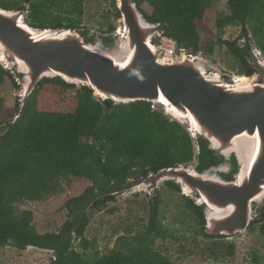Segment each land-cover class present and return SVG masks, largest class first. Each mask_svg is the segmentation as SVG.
<instances>
[{"label":"trees","instance_id":"obj_1","mask_svg":"<svg viewBox=\"0 0 264 264\" xmlns=\"http://www.w3.org/2000/svg\"><path fill=\"white\" fill-rule=\"evenodd\" d=\"M133 1L149 22L159 26L161 36L174 40L179 48L191 49L193 54H213L216 45L227 46L237 60L240 76L250 77L256 72L251 62L249 32L264 54V0H229L231 14L216 20L217 39L206 43L198 22L220 0ZM85 3L86 0H0V7L22 11L26 23L33 28L76 29L87 42H96V36L83 25ZM145 4L151 13L143 9ZM112 6L111 15L120 20L117 0L112 1ZM106 18L100 37L102 44L109 47L115 42L113 34L117 27L109 15ZM228 26L242 27L241 38L246 40L243 47L238 46L239 39H223ZM7 79L16 89L20 88L21 74L0 65V87ZM21 103L17 98V118L7 121V129L0 135V247L51 250L54 258L50 264H177L149 244L168 235L159 222L162 195L157 189L149 194L151 220L141 246L129 247L127 251L115 247L102 254L97 240H89L86 231L93 212L117 202L151 173L180 165L194 164L200 172L217 166L224 159L216 156L208 142L200 137L195 139L183 124L154 109L150 102L103 100L95 97L91 88H78L60 77L42 79ZM4 107L5 100L0 96V111ZM229 162L230 172L222 174L227 180L238 171L235 158ZM70 177L85 180L89 185L83 193L66 201L68 218L60 231L39 232L34 212L20 210L17 204L48 200L63 191L61 181ZM166 185L181 192L173 181ZM184 198L206 237L226 238L208 235L205 206ZM256 212L249 230H258L264 237V202ZM90 249L92 258L85 254ZM234 253L235 246L231 244L228 255ZM214 258L220 257L215 254Z\"/></svg>","mask_w":264,"mask_h":264},{"label":"water","instance_id":"obj_2","mask_svg":"<svg viewBox=\"0 0 264 264\" xmlns=\"http://www.w3.org/2000/svg\"><path fill=\"white\" fill-rule=\"evenodd\" d=\"M117 7L124 43L112 49L87 42L76 29L33 28L22 11L0 7V65L21 74L19 101L23 105L42 79L60 77L78 88H91L103 100L145 101L154 109H169L224 161L201 172L192 165L164 168L142 178L130 192H151L173 181L186 197L205 206L208 235L248 231L255 219L254 204L264 202L261 53L251 51L256 72L249 82L237 77L228 82L209 72L196 56H163L153 43L159 26L149 22L133 0H117ZM232 157L238 171L227 180L222 174L230 171Z\"/></svg>","mask_w":264,"mask_h":264},{"label":"rangeland","instance_id":"obj_3","mask_svg":"<svg viewBox=\"0 0 264 264\" xmlns=\"http://www.w3.org/2000/svg\"><path fill=\"white\" fill-rule=\"evenodd\" d=\"M112 1L86 0L83 17L84 27L89 30L90 34L96 36V42L108 49L119 47L124 43L121 20H116L111 15ZM228 1H216L208 9L205 19L198 22L203 43L217 39L215 22L219 17L231 14ZM143 9L148 13L152 11L147 4L143 5ZM107 15L117 27L113 34L115 42L109 47L102 44L100 37L103 34L100 27L107 22ZM158 31L161 34L159 27ZM241 34L242 27L228 26L223 39L230 41L239 39L238 46L243 47L246 40L241 38ZM249 38L252 52L255 53L258 50L261 53L260 60L264 61V54L257 46L252 32H249ZM161 39L164 40L162 37L159 38ZM164 42L165 47L172 46V43L166 39ZM196 55L204 61L209 72L219 73L228 82L240 76L236 69L237 60L227 46L216 45L213 54L201 51ZM251 62L255 64L253 60ZM20 88L16 89L8 79L0 87V96L5 100V107L0 111L2 120L0 135L7 129L6 122L17 118L15 105L17 98H20ZM164 112L172 119H176L167 111L164 110ZM191 165L195 167L194 164ZM88 185L89 183L85 180L70 177L61 181L60 186L63 189L61 193L53 195L44 202L17 204V207L20 210L29 209L34 212V224L39 232H58L68 218V211L65 208L66 201L83 193ZM157 190L162 195L159 222L162 229L167 230L168 235L165 239L160 238L149 243L151 247L177 264H264V237L259 234L258 230H248L237 235L226 236L223 239L208 238L204 235L202 226L193 217L182 191L172 190L166 183L161 184ZM149 194L150 191L129 192L119 197L117 202L110 203L102 211L92 213L86 236L91 241L97 240L98 249L102 254L109 253L115 247L127 251L129 247L141 246V239L147 236V228L151 220ZM260 204H254V216ZM121 238L125 239L121 240ZM231 244L235 246V253L232 256L228 255ZM77 249L84 252L79 245ZM85 254L88 258L93 257L91 249ZM215 254H218L220 258H214ZM53 258L54 252L51 250L29 247L22 251L11 246L0 247V264H50Z\"/></svg>","mask_w":264,"mask_h":264},{"label":"built area","instance_id":"obj_4","mask_svg":"<svg viewBox=\"0 0 264 264\" xmlns=\"http://www.w3.org/2000/svg\"><path fill=\"white\" fill-rule=\"evenodd\" d=\"M166 57L179 58L183 55L194 56L191 49L186 47H178L174 42L170 48H165L162 44L156 46Z\"/></svg>","mask_w":264,"mask_h":264},{"label":"clouds","instance_id":"obj_5","mask_svg":"<svg viewBox=\"0 0 264 264\" xmlns=\"http://www.w3.org/2000/svg\"><path fill=\"white\" fill-rule=\"evenodd\" d=\"M158 37H162V38H164V40L166 39V41H168V42H171L172 43V45H173V43L175 42L174 40H172V39H170V38H167V37H164V36H161V34L158 36ZM164 40L163 39H161V40H158L157 42H154L153 41V43L155 44V46H157L158 44H162L163 46H164V44H165V42H164ZM176 43V42H175ZM177 44V43H176ZM165 47V46H164ZM157 48V47H156ZM165 48H167V47H165ZM158 49V48H157ZM160 51V50H159ZM161 52V51H160ZM163 54V53H162ZM194 56H196L197 57V55L196 54H193ZM163 56H165L164 54H163ZM166 57V56H165ZM152 191V190H151ZM151 193V192H150Z\"/></svg>","mask_w":264,"mask_h":264},{"label":"bare ground","instance_id":"obj_6","mask_svg":"<svg viewBox=\"0 0 264 264\" xmlns=\"http://www.w3.org/2000/svg\"><path fill=\"white\" fill-rule=\"evenodd\" d=\"M34 34L36 35L37 32H35V30H33ZM153 48V47H152ZM154 49V48H153ZM238 81H242V82H249L251 78L247 77V76H238ZM167 112L170 113L169 109H167ZM171 114V113H170Z\"/></svg>","mask_w":264,"mask_h":264},{"label":"flooded vegetation","instance_id":"obj_7","mask_svg":"<svg viewBox=\"0 0 264 264\" xmlns=\"http://www.w3.org/2000/svg\"><path fill=\"white\" fill-rule=\"evenodd\" d=\"M223 161H224V160H223ZM223 161H222V162H223ZM222 162H220L219 164H221ZM219 164H218V165H219ZM230 170H231V163H230ZM229 172H230V171H229Z\"/></svg>","mask_w":264,"mask_h":264}]
</instances>
